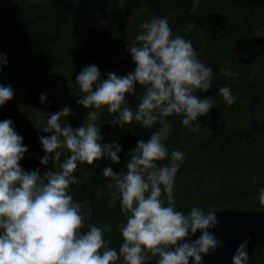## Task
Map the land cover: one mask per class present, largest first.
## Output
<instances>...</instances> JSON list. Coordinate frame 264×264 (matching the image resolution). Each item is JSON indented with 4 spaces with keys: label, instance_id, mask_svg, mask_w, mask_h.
<instances>
[{
    "label": "clouds",
    "instance_id": "9594fccd",
    "mask_svg": "<svg viewBox=\"0 0 264 264\" xmlns=\"http://www.w3.org/2000/svg\"><path fill=\"white\" fill-rule=\"evenodd\" d=\"M139 27L135 42L127 45L133 71L124 76L108 71L107 78H102L99 67L89 64L76 76L81 93L76 103L89 110L83 123L76 128L69 123L62 126V117L74 115L63 106L41 128L50 135L39 137L44 150L40 163L46 166L51 159L55 170L43 174L39 169L24 170L19 163L28 151L23 137L11 119L0 121V264H115L121 258L123 264H147L153 258L155 264H203L205 256L225 247L210 231L219 226L215 211L192 207L185 214L176 210L173 188L185 154L176 149L169 153L165 144L173 126L168 117L181 116L189 132H199L198 118L218 107L210 98L196 95L212 87V68L200 61L190 40L173 37L167 17H155ZM7 64V56L0 53V71ZM220 75L232 78L236 73L222 68ZM137 83L143 94L133 110L126 94L135 95ZM217 91L229 106L237 100L227 86ZM13 96L10 84H0V106ZM39 99L47 101L46 94ZM104 107L113 127L124 128L133 121L147 129L159 125L147 139L136 141L126 171L116 172L111 166L102 171L104 178L115 183L126 221L119 224L123 239L119 251L104 238L112 232L111 224L90 223L87 231H81L85 215L68 193L70 185L83 182L73 175L78 163L93 165L103 157L120 163L122 145L101 143L96 121ZM165 159L170 163L157 164ZM258 202L264 209V187L259 189ZM91 219L89 212L87 220ZM250 243L247 237L238 244L232 264H248Z\"/></svg>",
    "mask_w": 264,
    "mask_h": 264
},
{
    "label": "trees",
    "instance_id": "16d2710c",
    "mask_svg": "<svg viewBox=\"0 0 264 264\" xmlns=\"http://www.w3.org/2000/svg\"><path fill=\"white\" fill-rule=\"evenodd\" d=\"M110 6L116 13L113 18L104 14ZM91 15L101 22L117 19L119 27L167 17L173 37L179 35L190 40L200 61L212 68V87L207 92L198 90L196 95L210 98L218 107L214 106L198 121L214 128L221 123L229 127L198 139L194 137V145L178 140L173 144L167 142L187 154L178 170L184 171L186 180L175 196L176 210L187 214L192 207L205 212L222 208L261 209L258 193L264 187V35L261 38L257 35L264 31V0H0V53L8 60L3 70L15 75L21 85H35L53 54V47L67 36L75 41L73 63L82 66L90 63L98 52L93 43L89 44L92 35L96 41L99 36L107 37L106 32H99L93 26H82L84 19ZM72 22L75 23L71 25ZM112 30L118 32L119 28ZM222 68H230L236 75L222 77ZM222 85L237 97L231 106L217 91ZM142 94L143 88L138 83L135 95L126 94L133 110ZM98 111L100 118L96 123L103 135L101 143L116 141L122 145L120 163H113L107 157L94 161L93 165L78 163L73 175L83 182L70 185L68 193L82 208L86 205L85 227L81 231H87L90 223L111 224L112 232L105 233L104 238L111 240L109 247L119 251L123 242L119 224L126 221L119 199L110 206L96 201L97 191L111 180L104 178L102 171L106 166L116 172L126 171L125 164L133 154L136 141L147 139L159 125L147 129L133 121L124 128L113 127L107 108ZM167 119L169 123L172 120L171 116ZM61 124L65 126V119ZM174 138L173 133L170 139ZM40 158L28 159L22 168L39 169L41 174L55 170L51 159L45 166ZM168 163L169 159L157 161L158 165ZM161 199L167 204L166 196L162 195ZM89 212L91 220H87ZM115 264H123V259ZM248 264H264V245L249 258Z\"/></svg>",
    "mask_w": 264,
    "mask_h": 264
},
{
    "label": "rangeland",
    "instance_id": "374dc122",
    "mask_svg": "<svg viewBox=\"0 0 264 264\" xmlns=\"http://www.w3.org/2000/svg\"><path fill=\"white\" fill-rule=\"evenodd\" d=\"M74 23L75 22H72L71 25ZM140 24L137 22V24L132 27L124 25L119 27L117 19L111 22H101L95 21L92 15L84 19L82 22L84 28H91L93 26L97 31L106 32L107 34V37L99 36L97 41L93 39L92 35L89 44L93 43L98 49V52L96 57L86 65H97L101 71L102 78H107L104 74L108 71H112L118 76L127 75V70L129 72L133 71L135 64L131 60V54L127 50V45L128 43L135 42L136 36L140 34ZM69 28H67L65 36H67ZM113 28H119L118 32H114V30H112ZM108 29L111 30L107 32ZM92 33L93 32H88L89 35ZM262 35H264V31L258 32L257 36L261 38L263 37ZM87 39L86 37V40ZM74 42L75 41L67 36L53 47V54L42 68L38 83L35 85H21L20 80L15 75L4 70L0 71V84H10L14 89L13 98L0 106V121L11 119L15 131L23 137V144L26 145L28 149H35V153L32 156L28 154V151L25 153L24 158L19 162L21 167L25 165V161L28 159L29 161H35L44 154L39 137L50 135L49 133H44L41 128L46 124L51 114L59 111L63 106L69 107L74 115L62 117L60 123L65 119V126L69 123L73 128H76L83 123L89 111L82 105H77L76 103L77 99L81 98V93L78 85L75 83V78L85 65L82 66L78 65V63H73L75 60V54L73 52L75 50V47H73ZM42 93L47 96V101L44 103H41L39 99ZM48 101L51 103H48ZM171 118L172 120L170 123L173 126L165 142L166 147L169 150L176 149L182 151L185 157L187 154L184 149L177 148L176 145L174 147H172V145L169 146L168 143L173 144V141L178 140V142L194 145V137L198 139L199 137L211 135L220 129L229 127L223 123L219 124L217 128H214L210 124H201L199 132H189L182 125L181 116L173 115ZM173 133L175 134V138L171 140L170 136ZM185 176L186 174L183 170L177 172L173 188L174 197L181 190L182 184L186 180ZM118 199L119 193L112 180L97 191L96 201L98 204L101 203V205L110 206L118 201ZM85 208L86 205H84L83 208L81 207L82 214H84Z\"/></svg>",
    "mask_w": 264,
    "mask_h": 264
},
{
    "label": "water",
    "instance_id": "95a60500",
    "mask_svg": "<svg viewBox=\"0 0 264 264\" xmlns=\"http://www.w3.org/2000/svg\"><path fill=\"white\" fill-rule=\"evenodd\" d=\"M35 149H28L29 155H34ZM219 219L217 229H210L225 242V247L219 248L214 254L204 257L203 264H232V255L236 247L245 238L251 237L249 258L264 245V209L222 208L215 210ZM199 232H197V236ZM195 239V237H191ZM147 264H155V258ZM191 264V261H190Z\"/></svg>",
    "mask_w": 264,
    "mask_h": 264
},
{
    "label": "bare ground",
    "instance_id": "6f19581e",
    "mask_svg": "<svg viewBox=\"0 0 264 264\" xmlns=\"http://www.w3.org/2000/svg\"><path fill=\"white\" fill-rule=\"evenodd\" d=\"M23 1H38V2H45V0H23ZM104 12V11H103ZM104 14L108 17V18H113L116 13L114 12L112 6H110L109 8L105 9Z\"/></svg>",
    "mask_w": 264,
    "mask_h": 264
}]
</instances>
